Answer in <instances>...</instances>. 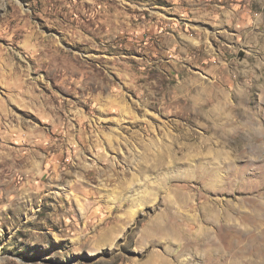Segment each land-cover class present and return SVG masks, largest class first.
I'll return each mask as SVG.
<instances>
[{
  "label": "rangeland",
  "instance_id": "rangeland-1",
  "mask_svg": "<svg viewBox=\"0 0 264 264\" xmlns=\"http://www.w3.org/2000/svg\"><path fill=\"white\" fill-rule=\"evenodd\" d=\"M0 264H264V0H0Z\"/></svg>",
  "mask_w": 264,
  "mask_h": 264
}]
</instances>
